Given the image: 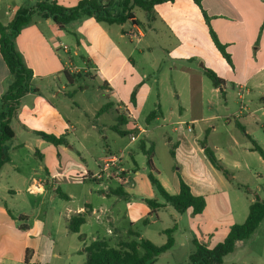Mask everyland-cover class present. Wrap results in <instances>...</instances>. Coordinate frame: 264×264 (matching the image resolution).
Masks as SVG:
<instances>
[{
  "label": "crops",
  "instance_id": "crops-1",
  "mask_svg": "<svg viewBox=\"0 0 264 264\" xmlns=\"http://www.w3.org/2000/svg\"><path fill=\"white\" fill-rule=\"evenodd\" d=\"M38 1L0 0V24L8 26L21 8H36ZM56 1L61 6L73 8L82 0ZM199 1L201 5L195 0L159 3L154 8L152 20L141 9H135V23L128 20L124 24L111 25L95 17H82L69 23L66 30H61L52 18L34 15L33 23L18 35L16 49L33 72V82L31 91L21 101L17 120L12 123L15 138L8 144L10 160L0 171V264H85L86 260L82 262L86 257L83 249L100 240L88 241L82 232L83 227H92L93 217L100 226L107 227L110 237L119 239L133 230L150 240L147 231L134 229L139 220L147 225L145 227L153 222L154 214L145 203V199L154 200L155 195L149 178H146L144 192L135 194L126 189L135 188L136 183L130 176L133 172L138 176L139 170L123 167L121 157L102 180L92 177L107 157L116 156L107 143L105 126L98 123L102 115L109 114L115 120L111 130L118 124L119 116L126 118L122 130L133 132L129 135L131 141L133 136L138 141L148 133L140 121L153 111L158 113L154 121L176 116L178 123L185 124L188 129H191L190 123L193 127L205 126L219 120H225L227 128L234 118L264 150V0ZM99 2L109 5L113 15L122 11L121 0ZM211 31L226 46L232 64L218 50ZM206 70L213 71L224 81L221 88L214 87ZM73 76L78 79L74 81ZM9 79L0 45V111ZM86 81L97 85L95 99L104 96L105 101L93 107L85 102L86 107L82 109L74 97L78 91L84 93L90 89L89 85L83 89L81 83ZM103 105H110V108L100 113ZM77 111L85 112L89 124L82 125ZM218 129V125H213L208 135V145L217 152L221 146L210 135ZM38 131L64 138L68 144L48 143L34 134ZM94 133L101 137L93 144ZM202 141H198V145L190 144L189 148L196 162L198 159L207 170L206 175L199 176L209 192H200L188 179L184 181L195 196H202L207 202L209 197L214 200L211 207L206 202L204 212L199 215L191 210L184 214L177 212L180 215L177 221L188 218L189 227H184V231L196 232H191L181 245L194 244L197 240L210 248L206 241H216V237L217 241H224L236 222L232 220L226 227L218 225V203L228 202L223 189L225 177L208 160ZM185 142L189 144L186 137ZM232 143L237 148L246 147L235 137ZM152 147L155 153V145ZM95 148L106 150L105 157L97 162L98 169L93 172L80 155L93 153ZM226 148L230 151L233 146ZM249 150L247 146L245 152L248 154ZM73 151L80 160L73 157ZM172 154L175 156L174 152ZM243 161H236L235 167L241 169ZM180 179L172 194L169 182L161 180L160 183L171 195H177ZM86 181L98 184L105 181L101 184L103 188L96 189L100 197L93 202L91 189L84 198L80 196L74 208V193ZM112 182L116 186L113 187ZM117 189H122L129 198L112 192ZM124 200L130 219L128 228H122L120 222L123 208L120 202ZM166 206L170 205L165 203ZM77 214L87 217L80 233L75 234L69 231V221ZM229 215L233 219L231 210ZM172 229L174 232L180 230L178 224ZM72 235L78 239L82 235L85 241L79 239L82 243L74 245L70 241ZM102 240L111 245L113 239ZM239 242L242 241L236 245Z\"/></svg>",
  "mask_w": 264,
  "mask_h": 264
},
{
  "label": "rangeland",
  "instance_id": "rangeland-1",
  "mask_svg": "<svg viewBox=\"0 0 264 264\" xmlns=\"http://www.w3.org/2000/svg\"><path fill=\"white\" fill-rule=\"evenodd\" d=\"M89 82L86 81V83L82 82L81 84L83 89L87 88L88 85L90 89L84 93L82 90L78 91L74 97L75 103L79 104L82 109L86 107L85 102H87L89 106L93 107V105H98V102L105 101L104 96H100L98 100L95 99L96 94L94 91L97 89V85L95 83L90 84ZM149 115L150 113H147L140 121L141 125L149 131L147 134L142 135L138 141L136 140V142H132L130 136L124 137L112 132L110 126L115 124V120L111 118L109 114L102 115L98 119V123L105 126L104 134L107 137V143L110 145L113 155L118 157L121 156L123 167L126 169L139 170L138 176L135 175L134 172L131 173L130 176L136 183L135 188H125L130 189L135 194L139 191L144 192L146 190L145 182L149 174V168L147 166L148 157L141 149L142 145L146 144L147 149H150L153 145H155L153 160L156 169V176L160 182H162L161 180L165 183L169 182L168 186L170 187L171 194L174 190V185H177L180 178L183 180L188 179L191 182L190 184H192L195 189L198 188L197 190L207 194L209 191L205 186H203L204 183H202L199 176L200 174L206 175L207 170L203 164L198 161V159L196 162V156L189 147L190 144L193 146L198 145V141L200 142L205 139L207 132L208 134L209 132H212L213 125H218L219 129L210 136L213 141L220 144L221 149L218 152L215 151L216 156L228 170V175H224L225 184L223 187L226 191V198L228 202L218 203V209H220V214L218 215V225L220 227H226L233 222L232 220H234L236 224H243L249 213L251 203L255 201L256 195L264 201V160H262L261 156L257 152H252V150H249L248 154L245 152L247 146L252 149L253 143L245 135V133L237 127L235 119H230V123L227 128L224 126V123H226L225 120H219L205 126L200 124L195 127H193L190 123L189 127L191 128V131H189L185 124L181 126L178 123L179 120L176 116H172L166 120H153L150 124L147 123ZM76 116L82 125L89 124V118L86 116L85 112H82L81 114L80 111H77ZM175 129H177V131H175ZM201 131H203L202 134H200ZM100 137V135L94 133L93 144L94 141ZM185 137L189 144H186ZM234 137L238 140L240 145L245 144L246 147L237 148V146L232 143V138ZM227 145H232L233 149L229 151L226 148ZM105 150L106 148H97L96 150H93V153L82 152L80 156L86 160L85 162L87 163L88 168L94 172L98 169L97 162L105 157ZM121 151H124L123 154ZM173 152L175 156H173ZM71 154L75 157V159L80 160V156L75 151L71 152ZM130 154H132V157ZM241 160H244L243 162H245V164L241 169H239L238 167H235V162ZM234 175L236 176L234 177ZM101 184H105V181L101 182ZM101 184L95 182L90 183L87 181L85 184H81L78 191H75L74 193L75 198L73 199L74 202L72 204L74 208L79 204L80 196L84 198L91 192V189H93V202H96V200L100 197V193L97 192L96 189L104 187ZM241 185L252 190V193H247L245 191L246 188L241 189ZM112 186H116V183L112 182ZM153 191L155 193L153 198L165 204L163 197L154 188ZM137 199H139L138 196ZM213 200L214 198L209 197L207 202L206 199L208 206L213 203ZM63 203H65V201ZM120 203L123 205L122 218L120 222L123 226L122 228H128L130 227V219L126 215L128 207L127 202L124 200ZM228 207H230V209H228ZM229 210L233 212V219L229 215ZM178 217H180V215L174 207L166 206L159 210L157 214H154L152 219L153 222L148 225V227H145L147 225H144L142 220L137 221L135 225L136 227H134V229L136 228L142 232L147 231V236L150 240H152V242H154L157 246H163L168 242V235L163 234L164 231L172 229L176 224H178L180 229L179 232L175 231L172 234V238L175 240L176 244L165 254L159 256L155 264H192L190 257L196 251L194 244L190 242L184 245L181 244L183 240H186V238L191 236V232L194 234H196V232L194 230L184 231V227H189L188 218L177 221ZM90 224H93L92 227H83L84 230L82 231L87 235L88 241H92L93 238H99L100 240L108 238L110 240L113 239L110 241L113 247H118L120 243L130 242L133 240V238L129 237L127 234L119 239L110 237L107 234V227L100 226L95 217L91 218ZM70 241L73 242L74 245H80V243H82L76 235H72ZM115 242H117V245ZM206 242L210 247L209 249H214V247L223 241H217L216 237V241L209 239ZM84 260H86L85 256L82 258V262H84ZM223 264H264V220L261 222L258 230L251 236L250 239L239 242L236 245L235 251L224 258Z\"/></svg>",
  "mask_w": 264,
  "mask_h": 264
},
{
  "label": "trees",
  "instance_id": "trees-1",
  "mask_svg": "<svg viewBox=\"0 0 264 264\" xmlns=\"http://www.w3.org/2000/svg\"><path fill=\"white\" fill-rule=\"evenodd\" d=\"M174 1V0H121L120 7L122 11L118 15H113L110 11L109 5H103L99 0H82L76 7L66 8L58 4L56 0H39L36 8L27 9L21 8L13 21L4 26L0 24L1 31V54L4 62L7 65L10 74L9 86L6 93L2 97V108L0 111V171L10 160L8 144L15 138V131L12 127L14 120L18 118V112L21 107L22 99L31 91V82H33V72L25 65L20 53L16 49L15 41L22 30L34 21V15L42 18H52L54 23L61 29L66 30V26L82 17H95L99 22L108 24H124L128 20H133L135 23V16L133 11L141 9L152 20L154 18V8L157 4ZM198 5H201L199 0H195ZM205 18L208 20L206 12L203 10ZM211 36L221 52L223 57L232 64L231 56L227 52L226 46L220 43L217 36L211 31ZM208 78L211 80L215 88H221L224 81L220 79L213 71H205ZM77 76H73L76 81ZM72 82V81H71ZM110 105L104 106L100 113L106 111ZM158 115L157 111H153L147 118V122L153 121ZM126 124V118L118 117V124L113 126L117 134L121 136H129L133 132L122 130ZM238 128L245 133V135L253 143L252 151L257 152L264 160V150L257 144V142L246 133V129L240 123H237ZM36 136L51 143L55 146L68 144L66 139L57 138L54 135H49L43 132H35ZM208 133L201 145L205 151L210 163L215 169L228 175V171L223 163L217 158L215 151L208 145ZM142 151L148 157L147 166L149 168L148 178L152 187L163 197L165 203L174 207V209L184 214L191 210L194 215L202 214L206 208V199L202 196H195L188 184L180 179V190L177 195H171L160 183L156 176V169L153 162L154 148L146 149L141 147ZM241 189L249 194L252 190L245 186H240ZM125 199L129 195L123 193L122 189L112 191ZM68 198L67 196H64ZM145 203L151 209V214H156L159 209L165 207V204L158 200L145 199ZM86 214H77L69 221V231L71 233H80L81 226L86 222ZM264 220V201L256 195L255 201L250 205L249 215L243 224H236L231 228L227 238L214 249H209L206 245L194 241L196 251L191 255L192 264H223L224 258L232 254L236 249L238 241H245L258 230L261 222ZM147 222V221H145ZM174 229L165 231L168 235V242L163 246H157L150 240L145 239L139 232L130 230L128 235L133 238L130 242L120 243L118 247H112L106 240H96L85 246L82 253L86 255L85 264H155L157 259L162 254L166 253L174 246V239L172 234ZM81 241H85L84 236H80Z\"/></svg>",
  "mask_w": 264,
  "mask_h": 264
},
{
  "label": "built area",
  "instance_id": "built-area-1",
  "mask_svg": "<svg viewBox=\"0 0 264 264\" xmlns=\"http://www.w3.org/2000/svg\"><path fill=\"white\" fill-rule=\"evenodd\" d=\"M134 37L138 38V35L135 34ZM189 131H191V129H189ZM136 138L133 136L132 137V141H135ZM121 156L117 157V156H111V157H107L104 162L101 164L100 166V170L98 173L93 174V179L94 180H102L106 174V171L108 169H110L113 165H115L116 163L120 162V158Z\"/></svg>",
  "mask_w": 264,
  "mask_h": 264
},
{
  "label": "water",
  "instance_id": "water-1",
  "mask_svg": "<svg viewBox=\"0 0 264 264\" xmlns=\"http://www.w3.org/2000/svg\"><path fill=\"white\" fill-rule=\"evenodd\" d=\"M222 90V89H221Z\"/></svg>",
  "mask_w": 264,
  "mask_h": 264
}]
</instances>
